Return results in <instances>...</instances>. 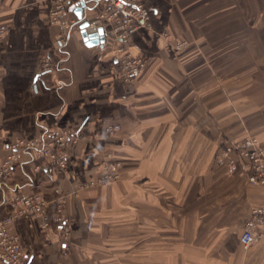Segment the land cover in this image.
<instances>
[{"label": "crops", "instance_id": "0c3cea01", "mask_svg": "<svg viewBox=\"0 0 264 264\" xmlns=\"http://www.w3.org/2000/svg\"><path fill=\"white\" fill-rule=\"evenodd\" d=\"M142 1L150 24L127 48L147 64L125 82L111 69L112 36L88 46L75 25L60 48L51 0H2L8 31L0 43V164L13 140L67 126L81 136L65 174L38 175V161L27 155L5 189L9 196L59 186L67 194L72 252L61 254L57 232L41 217L17 218L10 229L28 264H264L263 237L247 252L239 240L253 209L264 207V184L215 162L224 143L248 134L264 141V32L255 53V15L244 17L246 33L238 29V2L264 0ZM102 10L101 0L68 1L80 24ZM224 19L231 24L225 32ZM184 39L189 43L178 48ZM243 52L247 62L240 63ZM112 124L122 130L90 137ZM109 150L121 161L120 180L95 185ZM7 212L0 206V217Z\"/></svg>", "mask_w": 264, "mask_h": 264}, {"label": "built area", "instance_id": "2783aa9c", "mask_svg": "<svg viewBox=\"0 0 264 264\" xmlns=\"http://www.w3.org/2000/svg\"><path fill=\"white\" fill-rule=\"evenodd\" d=\"M69 0H51L50 19L59 24L57 41L60 48L67 42L72 27L80 22L68 13ZM90 1V0H85ZM103 10L92 22L104 26L107 35L117 43L112 55L111 69L118 80L132 82L145 69L146 59L143 55L133 54L127 43L134 32L150 24V13L142 0H101ZM2 0H0V14ZM90 21V20H89ZM8 31V26L0 21V43ZM109 32L112 33L109 34ZM165 36L169 38V33ZM106 40V39H105ZM105 42V41H104ZM101 43L100 45H103ZM44 70L50 69L48 62ZM120 129L119 124H112L101 129L104 133H114ZM80 134L71 127L48 129L41 136L29 139H17L6 144V153L0 164V206L8 209L6 216L0 217V264H28L19 235L10 227L17 218L41 217L46 226L54 223L59 230L61 248L69 250L71 246L70 219L66 212L67 194L59 186H52L51 193L41 188L31 192H16L7 196L5 189L13 178L14 169L26 156L34 164L38 175L43 172L64 173L68 168L73 144L80 140ZM218 164L229 172L242 171L252 184H264V146L256 137L249 136L243 140L223 144L217 154ZM121 163L112 160L105 163L104 171L94 184L114 181L120 176ZM49 195V196H47ZM264 236V207L254 208L251 216L244 222L239 240L248 249Z\"/></svg>", "mask_w": 264, "mask_h": 264}, {"label": "rangeland", "instance_id": "374dc122", "mask_svg": "<svg viewBox=\"0 0 264 264\" xmlns=\"http://www.w3.org/2000/svg\"><path fill=\"white\" fill-rule=\"evenodd\" d=\"M234 8L236 9V7L234 6ZM225 10H228L227 8H226V6H224V8H223V11H225ZM250 13H253L254 15H255V20L253 21V25H254V28H255V32H256V35H255V39H254V52L255 53H257V52H260V49H261V43H262V38H261V36L263 35V32H264V23L262 22V19H263V14H264V2H254V6L253 7H251V6H248L247 5V2H238V14H239V27H238V29H239V31H240V34L242 33H246V31H247V29H246V26H247V24L246 23H244L245 22V16H246V14H250ZM223 18H225V17H223ZM230 23H226V21H225V19H224V21L222 22V24H221V27H222V30L225 32V31H227V29H228V25H229ZM231 25V24H230ZM234 25V24H233ZM168 29L169 28H164V32L163 33H166V32H168ZM169 33V32H168ZM165 35V34H164ZM224 36V38H223V41H222V45L224 46V47H226L227 45H229V38H226V35H223ZM168 38V37H167ZM189 43V41L188 40H186V39H184V40H181V41H179L178 42V44H177V47L178 48H182V47H184L185 45H187ZM246 44H247V40L245 39V38H239V46L240 47H246ZM144 56V55H143ZM256 56V58H258V54H256L255 55ZM144 58L146 59V64H147V58L144 56ZM247 53H240V55H239V62L241 63V62H247ZM146 68V67H145ZM145 70V69H144ZM143 70V71H144ZM142 71V72H143ZM141 72V73H142ZM140 73V74H141ZM139 74V75H140ZM138 75V76H139ZM137 78V77H136ZM135 78V79H136ZM248 88H239V90H240V94L241 93H243V92H245L246 90H247ZM249 89H254V88H249ZM120 125V124H119ZM122 130V126L120 125V129H118L117 131H115L114 133H104V132H102L101 130L100 131H98V132H95L94 134H91L90 135V137L91 138H97V137H99L100 135H107V136H114V135H116L119 131H121ZM249 136H252V137H256L259 141H260V143H262V145L264 146V141L262 140V139H259L258 138V136H256V135H253V134H248V135H246L244 138H247V137H249ZM243 138V139H244ZM243 139H241V140H243ZM231 141H233V140H231ZM231 141H229V142H231ZM225 144V143H224ZM223 146V144L222 145H220L219 147H218V149L216 150V153H215V162H216V164L217 165H219V166H222V165H220V164H218V162H217V154H218V152H219V150H220V147H222ZM6 152H4V154H5ZM109 158H111L112 160H118V161H120L118 158H116V156L114 155V153L111 151V150H109V151H106L105 153H104V162L106 161L107 162V160L109 161ZM120 163H121V161H120ZM224 169H225V171H227L228 173H234V172H229L224 166H222ZM121 168V167H120ZM66 172V171H65ZM65 172L64 173H60V175H63V174H65ZM52 174H53V172H51ZM120 177H121V174H120V176H119V178L118 179H116V180H114V181H111V182H108V183H104V184H95V185H106V184H109V183H115V182H117L118 180H120ZM252 184V183H251ZM54 186H56V185H54ZM133 190V189H132ZM130 199H128V201H129ZM67 207V206H66ZM67 212V211H66ZM68 214V213H67ZM252 214V213H251ZM251 216V215H250ZM249 216V217H250ZM248 217V218H249ZM247 218V219H248ZM246 219V220H247ZM245 220V221H246ZM244 221V222H245ZM244 225V224H243ZM51 226L53 227V229L57 232V236H59V230H58V228L56 227V225L54 224V223H51ZM50 226V227H51ZM71 233V241H72V231L70 232ZM240 237V236H239ZM59 238V240H60V242H61V238L60 237H58ZM263 238H264V236H263ZM258 242H261V239L258 241ZM258 242H256L254 245H256V244H258ZM72 243H71V246H70V248H69V250H67L66 252L65 251H63L62 250V248H61V254L62 255H68V254H70L71 252H72ZM132 250H133V248H132ZM249 249H246V252L248 251ZM128 264H133V263H128Z\"/></svg>", "mask_w": 264, "mask_h": 264}, {"label": "water", "instance_id": "95a60500", "mask_svg": "<svg viewBox=\"0 0 264 264\" xmlns=\"http://www.w3.org/2000/svg\"><path fill=\"white\" fill-rule=\"evenodd\" d=\"M81 5L84 6L85 2H82ZM81 11L82 7H78L77 16H79L80 20H82ZM80 29L82 37L88 46L99 45L105 41L107 31L104 26L99 25V22L84 20L80 24ZM109 34L112 35L111 32Z\"/></svg>", "mask_w": 264, "mask_h": 264}]
</instances>
